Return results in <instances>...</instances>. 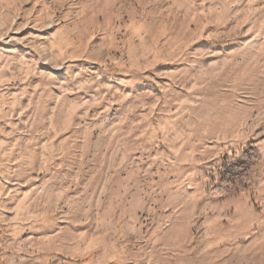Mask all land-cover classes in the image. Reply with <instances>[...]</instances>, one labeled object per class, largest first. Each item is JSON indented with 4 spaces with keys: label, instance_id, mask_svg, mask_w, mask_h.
<instances>
[{
    "label": "rangeland",
    "instance_id": "1",
    "mask_svg": "<svg viewBox=\"0 0 264 264\" xmlns=\"http://www.w3.org/2000/svg\"><path fill=\"white\" fill-rule=\"evenodd\" d=\"M0 264H264V0H0Z\"/></svg>",
    "mask_w": 264,
    "mask_h": 264
}]
</instances>
